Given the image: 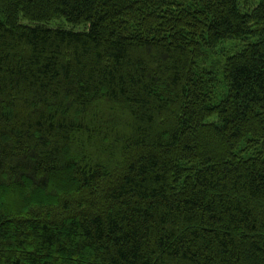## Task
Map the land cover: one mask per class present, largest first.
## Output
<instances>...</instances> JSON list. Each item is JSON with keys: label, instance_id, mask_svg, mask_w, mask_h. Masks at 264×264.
<instances>
[{"label": "trees", "instance_id": "1", "mask_svg": "<svg viewBox=\"0 0 264 264\" xmlns=\"http://www.w3.org/2000/svg\"><path fill=\"white\" fill-rule=\"evenodd\" d=\"M0 264H264V0H0Z\"/></svg>", "mask_w": 264, "mask_h": 264}]
</instances>
